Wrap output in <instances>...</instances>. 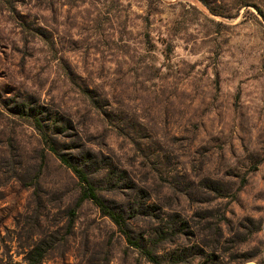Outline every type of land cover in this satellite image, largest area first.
Returning <instances> with one entry per match:
<instances>
[{"label": "rangeland", "instance_id": "rangeland-1", "mask_svg": "<svg viewBox=\"0 0 264 264\" xmlns=\"http://www.w3.org/2000/svg\"><path fill=\"white\" fill-rule=\"evenodd\" d=\"M37 126L158 264H264V0H0V264H153Z\"/></svg>", "mask_w": 264, "mask_h": 264}, {"label": "trees", "instance_id": "trees-1", "mask_svg": "<svg viewBox=\"0 0 264 264\" xmlns=\"http://www.w3.org/2000/svg\"><path fill=\"white\" fill-rule=\"evenodd\" d=\"M39 125V124H37ZM37 130L40 133L42 142L46 145L47 149L63 164L65 165L75 176L79 184V196L76 202L78 205L80 202L88 200L90 201L99 211V213L103 216L109 218V220L117 227L118 231L121 232L126 242L139 249V251L146 257L148 261L153 264H158L157 256L154 253L152 246H148L147 244H142L138 239L132 236V231L129 227L130 221L134 220L137 215L143 214L146 211L143 210L147 208L144 201H139V208L130 205L126 210H121L116 208L114 202H110L107 199L100 196L97 192L98 188L94 182L95 180H99L101 183H105L107 188L105 191H118V190H125L128 189V184H124L120 186L125 180L123 174L115 175L116 171L114 170H107L106 172L99 171V172H89L86 168L84 162L82 161H74L73 157L70 154L63 153L58 149V143L56 139L52 138L46 131L42 130L41 126H37ZM106 168H104L105 170ZM96 173H103L105 174L104 179L98 178ZM101 175V174H99ZM97 178V179H96ZM131 183V182H130ZM130 185H134L131 183ZM132 187V186H131ZM138 194H135L137 196ZM139 197V196H138ZM143 199V198H141ZM142 207H144L142 209ZM142 210H141V209ZM145 211V212H143ZM147 213V212H146ZM74 214V210L72 211V215ZM152 215V213H148ZM154 245V244H153ZM43 258V254H38V256L31 257L27 259V264H39Z\"/></svg>", "mask_w": 264, "mask_h": 264}]
</instances>
